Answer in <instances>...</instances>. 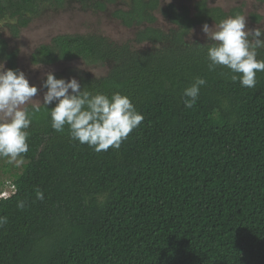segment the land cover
Listing matches in <instances>:
<instances>
[{
  "label": "trees",
  "instance_id": "trees-1",
  "mask_svg": "<svg viewBox=\"0 0 264 264\" xmlns=\"http://www.w3.org/2000/svg\"><path fill=\"white\" fill-rule=\"evenodd\" d=\"M115 1L0 0V62L17 69L19 52L9 41L45 12L105 11ZM185 1L192 8L130 0L114 14L141 29L134 41L151 49L64 35L33 53L34 65L106 68L102 78L87 75L81 89L126 95L144 119L118 149L96 152L71 140L67 126L53 130L40 105L27 129L28 151L18 157L22 172L0 182V216L8 218L0 227V264H264V72L245 88L227 68L209 71L206 48L197 45L212 41L187 37L243 9ZM158 13L170 34L154 28ZM249 20L259 25L262 16ZM195 77L206 85L186 108L183 90ZM6 189L11 195L2 197Z\"/></svg>",
  "mask_w": 264,
  "mask_h": 264
},
{
  "label": "clouds",
  "instance_id": "clouds-1",
  "mask_svg": "<svg viewBox=\"0 0 264 264\" xmlns=\"http://www.w3.org/2000/svg\"><path fill=\"white\" fill-rule=\"evenodd\" d=\"M113 4L118 5L117 0L107 4L105 11H97L105 13ZM119 11L120 9L116 10L114 14ZM114 18L116 19L115 16ZM201 28L206 38L212 41L207 45H197L206 48L209 71H214L217 67L227 68L233 73V82L239 81L241 87L254 88L257 72H264V60L257 59L260 51L264 50V39H261L264 30L260 27L248 29L246 17L240 14L222 19L213 27L205 23ZM194 30L187 38L194 40ZM75 35H86L88 38L99 36L106 39L105 36L95 34ZM136 44L141 45L138 42L134 45ZM4 64H7V70ZM205 85V79L195 77L190 86L183 90L186 108L195 105L200 89ZM41 87L46 89L43 92V100L41 102L38 99L40 103H33L30 111L27 105L29 101L37 100L33 99L38 93L37 86L30 85L18 64L17 69L13 70L9 69L7 62L0 63V158H6L9 163L28 151L27 129L34 114L41 110V104L49 111L53 130L63 132L67 126L71 140L87 144L96 152L107 151L109 148L118 149L123 140L127 139L144 119L128 96L116 92L109 97L103 93L83 91L82 85L74 77L67 80L58 79L54 73L49 72L46 73ZM53 103L55 106L49 109L47 106ZM7 194L6 191L2 197H8ZM36 198L44 199V194L39 189L36 190ZM17 206L23 209L25 205L20 201ZM7 223L8 218L0 216V227Z\"/></svg>",
  "mask_w": 264,
  "mask_h": 264
},
{
  "label": "rangeland",
  "instance_id": "rangeland-1",
  "mask_svg": "<svg viewBox=\"0 0 264 264\" xmlns=\"http://www.w3.org/2000/svg\"><path fill=\"white\" fill-rule=\"evenodd\" d=\"M118 5H111L105 13H99L97 10L90 8L89 11H83L80 7H72L49 10L45 12L42 18L34 20L27 29L22 30L20 37L11 39L9 41V50H17L19 53L18 65L22 70L26 78L29 80L30 85H35L38 88V93L33 99L29 101L28 106L33 103H40L39 100H43L42 83L46 79V73H54L56 78H76L80 85L87 75L92 77L102 78L107 69L102 66H91L85 64L83 61H76L73 63H62L53 65L51 67L34 66L31 63L33 53L42 45H48L52 43V40L58 36L75 35V34H95L105 36L112 41H118L124 43L133 41L136 34L141 29H127L122 23L114 18V12L118 9L129 8L128 0H117ZM161 9L173 4L177 8L187 6L192 8V3L185 0H161ZM210 6L221 7L228 12L233 8H242L246 17V27L248 29H254L262 27L264 29V4H260L255 0H210ZM262 16V22L259 25L250 22L249 17L253 14ZM157 25L154 28L161 29L162 33L170 34L172 27L169 22L160 14H157ZM210 25L209 27H213ZM3 34L7 36V29H3ZM192 38L197 41L206 42L208 39L202 31V28H196L193 32ZM157 48L159 46H156ZM155 47V48H156ZM152 46L142 43L136 44L135 49L138 51H145ZM1 63V62H0ZM5 70L8 69L7 64H4ZM39 99V100H38ZM42 105V104H41ZM7 171V173L5 172ZM14 172H22V161L17 158L16 161L9 163L6 158H0V182L7 184L11 182V175ZM8 194L11 192L6 189ZM5 190V191H6Z\"/></svg>",
  "mask_w": 264,
  "mask_h": 264
},
{
  "label": "flooded vegetation",
  "instance_id": "flooded-vegetation-1",
  "mask_svg": "<svg viewBox=\"0 0 264 264\" xmlns=\"http://www.w3.org/2000/svg\"><path fill=\"white\" fill-rule=\"evenodd\" d=\"M129 2H130V0L128 1V3H129ZM189 36H190V35H189ZM189 36H188V37H189ZM9 53H10V52H9Z\"/></svg>",
  "mask_w": 264,
  "mask_h": 264
}]
</instances>
